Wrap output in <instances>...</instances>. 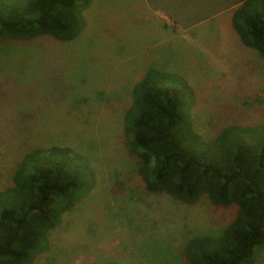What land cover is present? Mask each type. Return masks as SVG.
I'll return each mask as SVG.
<instances>
[{"label": "rangeland", "instance_id": "rangeland-1", "mask_svg": "<svg viewBox=\"0 0 264 264\" xmlns=\"http://www.w3.org/2000/svg\"><path fill=\"white\" fill-rule=\"evenodd\" d=\"M232 1L91 0L71 42L0 41V191L25 152L54 145L85 157L96 176L33 264H186L192 237L217 236L231 222L235 206L146 192L123 116L134 84L159 69L171 76L167 86L191 89L185 98L200 135L264 123V59L232 29ZM254 264H264V246Z\"/></svg>", "mask_w": 264, "mask_h": 264}, {"label": "trees", "instance_id": "trees-1", "mask_svg": "<svg viewBox=\"0 0 264 264\" xmlns=\"http://www.w3.org/2000/svg\"><path fill=\"white\" fill-rule=\"evenodd\" d=\"M90 3L0 0V41L47 36L71 42L85 27ZM230 21L241 44L264 59V0L239 1ZM170 78L148 70L132 87L123 116L127 151L144 190L185 204L206 198L213 206L237 208L219 235H198L184 245L186 264H254L256 250L264 246V123H229L204 137L187 107L191 89L186 83L183 91L167 86ZM95 186L93 167L69 147L25 152L11 186L0 191V264H33L48 250L62 216Z\"/></svg>", "mask_w": 264, "mask_h": 264}, {"label": "crops", "instance_id": "crops-1", "mask_svg": "<svg viewBox=\"0 0 264 264\" xmlns=\"http://www.w3.org/2000/svg\"><path fill=\"white\" fill-rule=\"evenodd\" d=\"M239 1H241V0H233L232 1V4H230V6H228V7L225 8V11L230 12V16H231L232 10L237 6V4H238ZM221 13H222V11L216 12V14H221Z\"/></svg>", "mask_w": 264, "mask_h": 264}]
</instances>
